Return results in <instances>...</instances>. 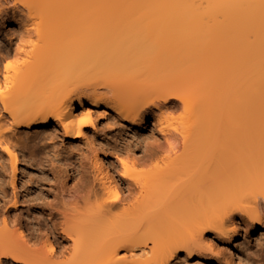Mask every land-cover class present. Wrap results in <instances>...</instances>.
Segmentation results:
<instances>
[{
	"label": "bare ground",
	"instance_id": "bare-ground-1",
	"mask_svg": "<svg viewBox=\"0 0 264 264\" xmlns=\"http://www.w3.org/2000/svg\"><path fill=\"white\" fill-rule=\"evenodd\" d=\"M196 3L0 0V19L10 4L23 38L0 54L2 261L165 264L207 227L237 238L239 217L264 228V33L203 32ZM97 108L138 128L151 119L160 134L131 166L121 161L125 191L94 145L99 183L63 180L58 202L24 206L16 149L51 125L82 138Z\"/></svg>",
	"mask_w": 264,
	"mask_h": 264
},
{
	"label": "rangeland",
	"instance_id": "rangeland-1",
	"mask_svg": "<svg viewBox=\"0 0 264 264\" xmlns=\"http://www.w3.org/2000/svg\"><path fill=\"white\" fill-rule=\"evenodd\" d=\"M196 2L193 13L203 32L215 29L219 32H231L236 35L241 32L250 36L264 33V0H196ZM8 5V16L5 20L0 19V54L7 47L13 49L23 42L16 22L18 16L14 17L11 5ZM33 38L34 41L37 40V36ZM29 58L30 56L22 54L20 59ZM13 59L11 55L2 61L6 63ZM102 110V108L94 110V125L86 129V135L82 138L68 139L51 125L48 129L52 135L41 140L45 141L44 144L41 141L36 143L30 140H27L30 143L25 146L16 143L21 146L16 149L20 159V179L17 188L22 192L20 200L24 201V206L28 199L34 196L40 197L37 201L44 199L55 204L58 202L57 193L63 180L67 184H74L84 178L99 183L101 179H98L102 175L95 163L94 145L101 146L107 152V163L115 165L114 174L118 176L121 190L125 191L126 184L119 179L121 161L131 166L133 157L152 150L153 142L160 140L161 137L151 119L143 127L138 128L114 118L111 112ZM0 162L5 164L4 172L0 167V175L6 179L10 172L6 155L0 157ZM147 167L149 166H139L137 169ZM7 194L11 195L10 190H7ZM236 219L241 227L237 238H234L231 232L207 227L196 244L190 248L183 246L178 248L176 257L169 259L165 264H264V228L247 227L239 217ZM178 227L180 229V226ZM135 250V255L138 256L140 251L138 248ZM68 257L62 256L60 260H66ZM11 261V258L7 261L0 259V264H16Z\"/></svg>",
	"mask_w": 264,
	"mask_h": 264
}]
</instances>
